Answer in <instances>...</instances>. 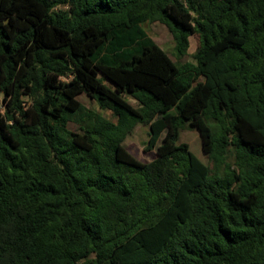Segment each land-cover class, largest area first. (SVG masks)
I'll use <instances>...</instances> for the list:
<instances>
[{"label": "trees", "instance_id": "1", "mask_svg": "<svg viewBox=\"0 0 264 264\" xmlns=\"http://www.w3.org/2000/svg\"><path fill=\"white\" fill-rule=\"evenodd\" d=\"M0 264H264V0H0Z\"/></svg>", "mask_w": 264, "mask_h": 264}, {"label": "rangeland", "instance_id": "2", "mask_svg": "<svg viewBox=\"0 0 264 264\" xmlns=\"http://www.w3.org/2000/svg\"><path fill=\"white\" fill-rule=\"evenodd\" d=\"M144 29L146 30L148 36L159 45L168 56L177 62V58L173 54V38L167 27L159 22L146 23L144 24ZM198 48V39L195 36L190 38V48L189 53L184 57L181 62H193L194 54ZM79 101L85 105L87 108L97 111L105 116L107 119L116 122L117 120L113 117L112 112L102 111L96 101L90 99L85 94L78 97ZM130 103L137 107L138 104L133 99H129ZM69 128L73 131H78L79 127L77 124L70 123ZM150 126L148 123L138 125L133 132L127 137L125 141V146L128 150L140 161L149 163L155 159V150L147 149V142L149 140ZM180 142H184L189 145L190 151L203 163L212 168V164L207 155L204 154L202 150V141L197 129L187 125L181 132ZM230 161L233 160L234 152L233 150L229 153Z\"/></svg>", "mask_w": 264, "mask_h": 264}]
</instances>
